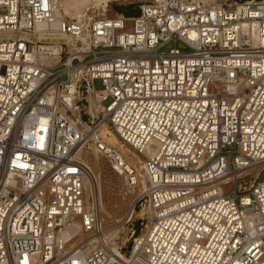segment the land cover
<instances>
[{
  "label": "built area",
  "instance_id": "2783aa9c",
  "mask_svg": "<svg viewBox=\"0 0 264 264\" xmlns=\"http://www.w3.org/2000/svg\"><path fill=\"white\" fill-rule=\"evenodd\" d=\"M56 5L0 0V264H264V0ZM90 155L132 195L124 241Z\"/></svg>",
  "mask_w": 264,
  "mask_h": 264
},
{
  "label": "rangeland",
  "instance_id": "374dc122",
  "mask_svg": "<svg viewBox=\"0 0 264 264\" xmlns=\"http://www.w3.org/2000/svg\"><path fill=\"white\" fill-rule=\"evenodd\" d=\"M113 10L122 12L126 15H138V11L134 10L133 6L131 5L115 4L113 5ZM93 85L96 89H102V79H96ZM108 103L109 101L106 102V104ZM89 159L95 172L98 173V168L95 163V157L90 155ZM99 159L102 172V193L107 211L106 213H103L106 220L104 225L105 227H110L118 224L122 220V218L129 209L130 203L132 201V195H128L124 192L122 187L123 177L116 173V171L109 165L108 161L105 158L100 157ZM130 232H132L130 231V226L125 225L124 229L120 232L119 240L123 241L124 239H126L128 234H131ZM129 250L130 244H128L124 252L127 254Z\"/></svg>",
  "mask_w": 264,
  "mask_h": 264
},
{
  "label": "bare ground",
  "instance_id": "6f19581e",
  "mask_svg": "<svg viewBox=\"0 0 264 264\" xmlns=\"http://www.w3.org/2000/svg\"><path fill=\"white\" fill-rule=\"evenodd\" d=\"M54 1L57 4L56 5V14L58 16H62V15H66V14L71 15V16H81L85 12L87 7L91 4H93L95 0H54ZM100 134L106 138V141L109 144L118 146L123 150H129V151L133 152L128 146L121 143L118 140V138L114 135V133L112 131H110L107 127H105V126L102 127L100 129ZM133 154L136 155V153H134V152H133ZM136 156H137V158L139 157L138 155H136ZM99 158H100V156L96 155V158H95L96 162L95 163H96V166L98 168V173L95 172L93 166L91 165V162L89 164L91 169L93 170V174L89 178L88 188L89 189L92 188V190H94L97 194L98 202H99V208L101 211V219L105 223L106 220H105L103 213H106L107 211H106V207L104 204L103 193H102V184H101L102 183L101 182L102 172H101V164H100ZM123 229H124L123 224L118 223L116 225L106 227L105 233L108 236L119 237L120 232Z\"/></svg>",
  "mask_w": 264,
  "mask_h": 264
},
{
  "label": "trees",
  "instance_id": "16d2710c",
  "mask_svg": "<svg viewBox=\"0 0 264 264\" xmlns=\"http://www.w3.org/2000/svg\"><path fill=\"white\" fill-rule=\"evenodd\" d=\"M140 227H141V225H140V222L138 221V222L136 223V233L139 232ZM131 241H132V240H130V242H131Z\"/></svg>",
  "mask_w": 264,
  "mask_h": 264
}]
</instances>
